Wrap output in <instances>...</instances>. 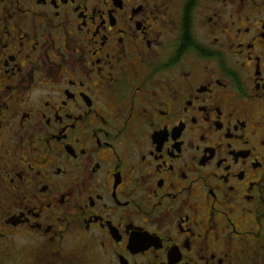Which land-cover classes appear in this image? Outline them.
Returning <instances> with one entry per match:
<instances>
[{
  "label": "flooded vegetation",
  "instance_id": "1",
  "mask_svg": "<svg viewBox=\"0 0 264 264\" xmlns=\"http://www.w3.org/2000/svg\"><path fill=\"white\" fill-rule=\"evenodd\" d=\"M0 264H264V0H0Z\"/></svg>",
  "mask_w": 264,
  "mask_h": 264
}]
</instances>
